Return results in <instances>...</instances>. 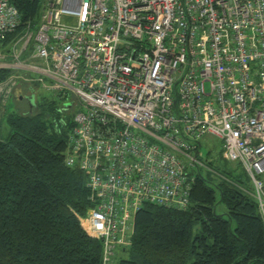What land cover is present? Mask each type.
<instances>
[{"label":"built area","instance_id":"1","mask_svg":"<svg viewBox=\"0 0 264 264\" xmlns=\"http://www.w3.org/2000/svg\"><path fill=\"white\" fill-rule=\"evenodd\" d=\"M21 25L0 0V68L14 71L0 96L22 80L75 105L65 163L87 176L80 221L102 264L131 245L144 205L189 208L209 135L264 216V0H43Z\"/></svg>","mask_w":264,"mask_h":264},{"label":"trees","instance_id":"2","mask_svg":"<svg viewBox=\"0 0 264 264\" xmlns=\"http://www.w3.org/2000/svg\"><path fill=\"white\" fill-rule=\"evenodd\" d=\"M11 1L22 15L20 29L37 24L43 0ZM12 72L0 68V82ZM61 103L43 97L37 113L7 117L8 134L0 137V264H102V241L80 221L91 206L87 176L65 163L74 123ZM45 113L54 117L48 124ZM222 176L213 182L199 168L186 210L144 205L123 248L127 257L111 264H264V216L252 180L247 174L249 186Z\"/></svg>","mask_w":264,"mask_h":264},{"label":"rangeland","instance_id":"3","mask_svg":"<svg viewBox=\"0 0 264 264\" xmlns=\"http://www.w3.org/2000/svg\"><path fill=\"white\" fill-rule=\"evenodd\" d=\"M14 71L12 72V74ZM11 74V75H12ZM27 74V73H25ZM10 75V76H11ZM29 75V74H28ZM9 78V77H8ZM32 86L27 82L22 80L18 81V84L11 90L8 97L0 96V137L7 136L9 131V126L7 123V117L9 114H34L39 111L37 105L38 102L43 97H49V93L42 88H35L33 90ZM76 100L73 101L75 103ZM65 104L68 108L71 107V100L67 103H61L63 106ZM75 106V105H74ZM71 107L68 111L74 114L75 107ZM45 122L48 124L53 121L54 117L48 114H44ZM202 147V159L204 160L205 166L200 168L203 176L212 178L213 182H219L223 180L222 174H232L236 178L243 180L246 185H251L246 172L244 171L242 165L236 161H228L222 157L221 153V141L214 136H206L201 139ZM193 172L198 173V169L195 168ZM252 188V186H251ZM253 189V188H252ZM219 211H223V207L219 205ZM127 252L123 251L121 246L116 247V258H126Z\"/></svg>","mask_w":264,"mask_h":264},{"label":"crops","instance_id":"4","mask_svg":"<svg viewBox=\"0 0 264 264\" xmlns=\"http://www.w3.org/2000/svg\"><path fill=\"white\" fill-rule=\"evenodd\" d=\"M15 72H17V71H15ZM19 72L25 73L24 68L23 69L21 68V70Z\"/></svg>","mask_w":264,"mask_h":264},{"label":"water","instance_id":"5","mask_svg":"<svg viewBox=\"0 0 264 264\" xmlns=\"http://www.w3.org/2000/svg\"><path fill=\"white\" fill-rule=\"evenodd\" d=\"M199 147H200V145H199ZM199 153V150H197V152H196V155Z\"/></svg>","mask_w":264,"mask_h":264}]
</instances>
